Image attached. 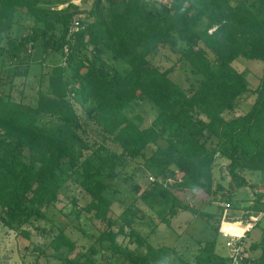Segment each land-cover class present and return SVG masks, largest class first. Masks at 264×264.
Instances as JSON below:
<instances>
[{
  "label": "trees",
  "instance_id": "16d2710c",
  "mask_svg": "<svg viewBox=\"0 0 264 264\" xmlns=\"http://www.w3.org/2000/svg\"><path fill=\"white\" fill-rule=\"evenodd\" d=\"M161 5L159 10L147 7L145 0H109L107 4L93 0L88 10L82 11L72 1L58 7L42 0H0V60L15 63L33 47H40V63L49 51L63 58L51 66L45 83L41 81L43 72L40 74L29 98L23 91L19 98L8 96L0 87V218L8 227L29 238L32 233L22 226L29 218L45 216L59 200L67 178L72 177L91 195L83 211L90 219L103 222L94 240L99 245L92 244L91 253L101 249L106 255L109 251L116 264L127 260L157 264L167 255L177 254L174 247L155 246L149 235L135 230L132 216L140 209L135 202L114 218L108 214L111 201L104 190L119 169L136 157L143 158L155 178L152 189L141 192L144 200L162 184L161 177L173 176L175 170L180 173V186L170 188L172 215L176 208L191 209L214 218L212 227L217 232L223 217L241 220L253 210L264 209V188L242 174L245 169L264 170V0H167ZM19 10L32 17V24L16 35L10 30L19 20ZM75 16L84 27L74 32V40H68ZM88 46L92 56L78 58ZM164 48L169 53L162 52L163 57L175 54L172 63L161 68L153 57ZM103 54L120 59L125 67L108 65ZM239 56L263 61L259 82L252 90L246 73L232 64ZM180 61L187 62L192 73L187 86L169 75ZM68 65L72 71L67 72ZM248 91L255 96L247 110L225 116ZM141 101H149L153 107L145 125L124 110ZM74 103L97 125L98 140L89 143L81 137L87 120H81ZM150 144H155L158 152L147 155L145 148ZM219 156L228 159L231 182L252 189L251 202L240 205L229 200L231 187L215 185L232 211L243 209L241 214L226 213L223 205L215 216L184 204L177 193L183 189L210 194ZM164 186L167 188L161 192L166 196L169 186ZM125 225L130 227L128 235L135 248L116 240L125 232ZM261 242L260 253L241 258V264H264ZM215 243L216 236L199 239L192 264H231V256L216 252ZM49 246L54 249L53 256L68 260V264H87L88 257L81 261L63 253L62 248L72 250L74 246L64 225L56 226L46 244ZM257 246L250 244L251 248ZM33 247L47 255L44 248ZM21 257L27 264L25 255Z\"/></svg>",
  "mask_w": 264,
  "mask_h": 264
},
{
  "label": "rangeland",
  "instance_id": "374dc122",
  "mask_svg": "<svg viewBox=\"0 0 264 264\" xmlns=\"http://www.w3.org/2000/svg\"><path fill=\"white\" fill-rule=\"evenodd\" d=\"M68 1L69 0H51V3L58 7H62ZM102 1L104 4H107L109 0ZM165 1L167 0H145V3L149 8L161 10L162 5L160 6V4ZM236 1L238 0H231L232 3ZM72 2L76 4L78 9L83 11L91 7L93 0H73ZM81 13L82 15L85 14L84 12ZM19 14V20L13 24L10 30L12 34L16 35L25 32L30 24H32V17L30 15L24 14L22 10H19ZM89 48L90 46L84 48L78 58H81L83 54L92 56ZM162 52L169 53V50L167 48L162 49L159 54L153 57V60L161 68H164L172 63V58L175 53H170L172 58H166L163 57L164 55ZM106 55L107 54H103L108 61V65L110 64L120 69L125 67V63L120 59H114ZM41 58L42 53L40 47H33L23 55L20 61L15 63L9 62L8 60H0V87L3 89V92H6L8 96H13L14 98H19L22 91L26 94L27 98L32 96L40 74L43 72L41 81L45 83V76L49 72L51 66L63 60V58L60 57V53L50 51L44 56L43 61L40 63L39 60ZM75 62L76 60H73L72 64H75ZM232 64L238 70H242L246 73L251 90L257 86L263 67V61L261 59L239 56L237 59L233 60ZM66 67L67 72L72 71L71 65ZM110 69L111 67L108 66V70ZM14 71L17 73L13 75ZM169 75L183 86H187L192 77L190 66L185 61H180L175 66L174 70L169 72ZM245 94L247 95H243V97L239 99V105L236 106V109L233 111L226 110L224 113L225 116H230L233 112L239 114L247 110L248 106L254 100L255 94L252 91H248ZM74 106L81 120H87L85 131L80 130L81 137L89 143L98 140V136L95 133L97 125L88 120L87 112L81 105L74 103ZM124 110L135 122L140 125H145L151 119L153 107L149 101H141L137 106H125ZM72 141L78 145L77 140L73 139ZM155 151L158 152L155 144H150L145 148V153L147 155ZM227 162L228 159L222 156L216 159L213 167V185L210 194L206 192L200 193L198 191L192 193L191 191L187 192L183 189V191L177 192L183 203L198 210L212 212L215 216L219 215L221 207L223 205L225 206L228 199L221 197L220 189H214L217 183L232 188V193L229 196V200L232 204H240L247 198H250L253 192L249 185H236L231 182L226 167ZM119 170L118 176L115 177L111 181V185L104 190L105 195L111 201V210L108 214L111 218H114L119 213L123 212L130 203L135 202L140 208L135 215L132 216V225L135 230L141 234L149 235L148 240L153 245L167 244L174 247L177 252V254L167 255L166 259L161 260L158 264H187L184 262L182 263L181 259L190 264H192V262L194 263L196 250L191 249L193 246L199 245L197 238L211 239L216 236L215 247L222 253L226 252L225 246L229 236L220 231L215 232L212 227V223L215 221L214 218H207L204 215L196 214L191 209L186 208H176L177 212L174 215L169 212L170 200L172 199L170 188L175 189L180 186L179 182L181 180L179 179L180 173L178 171L175 170L176 176L165 175L164 178L161 177L163 180L162 184H159L154 194L149 195L147 201L142 198L141 192L152 189L151 181L155 178L150 168L145 164L143 158H132L126 166ZM242 174H244L247 181L264 188V170L245 169L242 171ZM150 176H152V179ZM164 185L169 186L166 196L161 192L167 188ZM224 196L226 197L227 195ZM90 199L91 195L75 179L69 177L59 191V200L49 209L47 214L45 216L29 218L28 222L22 226L25 230L32 233L29 238L25 237L21 231L8 227L0 218V253L7 254L8 257L6 258H9V254H16L22 261H20L21 264H25L21 254L25 255L24 259L27 261V264H68V260L53 256L52 253L54 249L52 247H46L47 242L56 230V226L61 224L64 225L65 232L69 234L70 239L74 243L72 250L67 249V246L62 248L63 253L67 254V256L72 259L79 258L81 261L88 257L87 264H116L115 257H111L109 251L105 253L106 255L103 254L101 249L95 253L89 251L92 244L95 246L99 245L98 242H94V240L95 236L99 234V229L103 226V222L97 219H90L89 213L83 211L84 205H86ZM224 212L241 214L243 211H232L229 206L224 209ZM163 217L166 218L167 221H165ZM233 218H239V216ZM240 221L245 224V219H241ZM118 222L119 221L113 224V228H118ZM157 222H161V225L155 228ZM239 227L244 228L242 226ZM230 228H234V224H232ZM124 229V233H119L117 235V242L123 246L135 248L133 238L128 235L130 227L125 225ZM249 230L248 236L253 235L259 239L264 231V215L260 216L258 223L250 226ZM85 231L92 235H87ZM194 238H196L197 241ZM35 244L42 249L44 248L47 255H43V251L37 253L40 249L38 247H33ZM249 246L247 248L249 256H257V252L251 250L252 248ZM36 254H38V256H36ZM1 262L6 264L5 261ZM125 264L131 263L127 260Z\"/></svg>",
  "mask_w": 264,
  "mask_h": 264
},
{
  "label": "built area",
  "instance_id": "2783aa9c",
  "mask_svg": "<svg viewBox=\"0 0 264 264\" xmlns=\"http://www.w3.org/2000/svg\"><path fill=\"white\" fill-rule=\"evenodd\" d=\"M84 24L81 23V21L79 20V18L77 16H75L73 18L72 24L70 26L69 32H68V40H74V32L78 31L79 29L83 28ZM64 49L67 50V44L64 45ZM150 178L152 179V176H150ZM229 203L226 202L224 209L226 207H229ZM264 214V209L263 210H253L249 213L248 217L245 219V224L243 225L241 223L240 220H228L226 218H222L219 226H218V231L227 234L228 237V241H227V245L229 247V256H231L232 261L231 264H241V258L247 257L248 254V250H247V243L245 241V235H246V231H245V226L248 228L250 226H252L253 224H255L260 216H262ZM226 224V226H225ZM232 224H234V228H230V226ZM239 226H242L244 228H240Z\"/></svg>",
  "mask_w": 264,
  "mask_h": 264
},
{
  "label": "crops",
  "instance_id": "0c3cea01",
  "mask_svg": "<svg viewBox=\"0 0 264 264\" xmlns=\"http://www.w3.org/2000/svg\"><path fill=\"white\" fill-rule=\"evenodd\" d=\"M42 1H44V2H50L51 3V0H42ZM69 1H73V0H69ZM74 3V2H73ZM75 4V3H74ZM76 5V4H75ZM253 197V193H252V195H251V197L250 198H247L244 202H241L240 203V205H243V204H248V203H250L251 202V198ZM235 211H239V210H242L243 211V209H241V208H235L234 209ZM242 223V222H241ZM258 223V221L255 223V225ZM243 224V223H242ZM158 225H161V222L160 223H158L157 222V225L155 226V228L158 226ZM244 225V224H243ZM250 229V227L248 228V226L246 227L245 226V231H246V234L247 235H245V241L247 242V248H248V246L250 245V244H253V243H257L258 244V246L256 247V248H252L251 250H253V251H256L257 252V255L260 253V246H261V244H262V242H261V240L263 241V239H262V235L264 236V231H263V233H262V235H261V237L259 238V239H257L258 237H255V236H253V235H250V236H248V233H249V230ZM248 237V238H247ZM195 240H196V238H194ZM197 240H199V238H197ZM196 240V241H197ZM201 240V239H200ZM228 241V240H227ZM198 242V241H197ZM215 246H216V243H215ZM225 246V245H224ZM226 248V252L225 253H222L221 251H219L216 247H215V251L216 252H218L219 254H223V255H229V247H228V245L226 244V246H225ZM250 247V246H249ZM197 248H198V245L197 246H193V248L191 249V250H196V253H197ZM195 253V254H196ZM13 255V256H12ZM9 254V258H6V257H8L7 256V254H4V253H0V264H3L1 261H5L6 262V264H21V260H20V258H18L17 257V255L16 254ZM21 261V262H20ZM159 263V262H158ZM157 263V264H158ZM193 263V262H192Z\"/></svg>",
  "mask_w": 264,
  "mask_h": 264
}]
</instances>
